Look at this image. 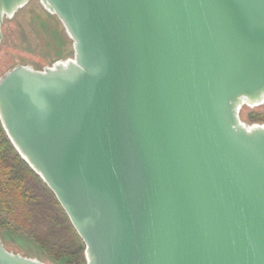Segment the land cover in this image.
Listing matches in <instances>:
<instances>
[{
    "label": "water",
    "instance_id": "95a60500",
    "mask_svg": "<svg viewBox=\"0 0 264 264\" xmlns=\"http://www.w3.org/2000/svg\"><path fill=\"white\" fill-rule=\"evenodd\" d=\"M41 2L74 58L7 71L0 122L86 264H264V0Z\"/></svg>",
    "mask_w": 264,
    "mask_h": 264
},
{
    "label": "rangeland",
    "instance_id": "374dc122",
    "mask_svg": "<svg viewBox=\"0 0 264 264\" xmlns=\"http://www.w3.org/2000/svg\"><path fill=\"white\" fill-rule=\"evenodd\" d=\"M1 31L0 78L17 65L42 71L57 61L74 58L73 40L60 19L41 0H27L12 15L4 17ZM239 117L247 127L264 125V102L243 104ZM0 240L8 251L46 264H74L68 262L67 255H62L63 245L46 236L0 226ZM83 259L81 264H86L84 254Z\"/></svg>",
    "mask_w": 264,
    "mask_h": 264
},
{
    "label": "trees",
    "instance_id": "16d2710c",
    "mask_svg": "<svg viewBox=\"0 0 264 264\" xmlns=\"http://www.w3.org/2000/svg\"><path fill=\"white\" fill-rule=\"evenodd\" d=\"M0 226L55 240L63 245L61 253L68 256L70 263L81 264L84 260L85 245L64 209L42 178L18 153L1 122Z\"/></svg>",
    "mask_w": 264,
    "mask_h": 264
}]
</instances>
